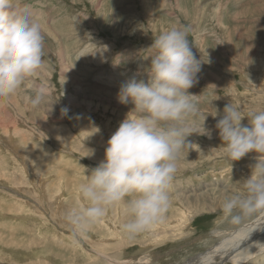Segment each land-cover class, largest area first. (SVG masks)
I'll return each mask as SVG.
<instances>
[{
	"label": "rangeland",
	"instance_id": "rangeland-1",
	"mask_svg": "<svg viewBox=\"0 0 264 264\" xmlns=\"http://www.w3.org/2000/svg\"><path fill=\"white\" fill-rule=\"evenodd\" d=\"M21 3L42 26L43 68L0 97V264H111L110 256L130 264H183L262 212L237 224L223 215L225 197L244 191L258 154L227 159L215 125L228 103L243 114L264 109V0ZM178 25L190 28L200 61L198 82L188 91L201 115L188 123L211 138L191 134V148L177 162L163 220L176 226L129 236L119 228L130 219L119 202L87 234L73 236L64 214L84 207L78 186L134 108L119 102L120 86L147 83L153 39ZM34 86L47 92L37 108L29 103ZM241 123L247 126V117ZM241 264H264V255Z\"/></svg>",
	"mask_w": 264,
	"mask_h": 264
},
{
	"label": "clouds",
	"instance_id": "clouds-1",
	"mask_svg": "<svg viewBox=\"0 0 264 264\" xmlns=\"http://www.w3.org/2000/svg\"><path fill=\"white\" fill-rule=\"evenodd\" d=\"M42 31L31 8L21 0H0V97L16 93L43 68ZM189 34L188 26L178 25L157 35L151 45L155 51L147 83L133 79L120 86L119 102H131L130 112L135 115L129 112L120 122L107 141L104 159L78 186L86 203L64 214L73 236L87 234L119 202L125 203L130 217L122 225L129 236L150 231L165 219L177 162L192 145L187 137L198 133L211 138L209 132L200 133L188 123L190 117L201 115L196 96L188 91L198 82L200 71ZM46 96L43 86H34L30 106H41ZM61 111L67 114L66 108ZM245 117L247 126L241 123ZM215 127L230 161L250 152L258 154L251 175L244 180V191L227 195L221 205L225 218L237 224L242 217L264 211V109L243 114L238 105L228 103Z\"/></svg>",
	"mask_w": 264,
	"mask_h": 264
},
{
	"label": "bare ground",
	"instance_id": "bare-ground-1",
	"mask_svg": "<svg viewBox=\"0 0 264 264\" xmlns=\"http://www.w3.org/2000/svg\"><path fill=\"white\" fill-rule=\"evenodd\" d=\"M174 222L175 221H173V223ZM166 223L167 222L163 221L162 223L154 226L152 230L146 231V233L151 236V232L155 231L157 226H161L162 228H165V226H169L171 228L176 226L170 225L171 222ZM117 225L119 224L117 223ZM121 227L122 224L120 222L119 228L121 229ZM122 233L124 234L123 231ZM117 246L121 247L123 244L115 245L113 248H116ZM262 255H264V211H262L251 222L245 223L241 227L235 229L230 236L208 249L207 252L198 254L183 264H211V262H215L214 264H241L249 261L251 262L252 258ZM108 260L111 264L131 263V260L129 259L115 261L111 256Z\"/></svg>",
	"mask_w": 264,
	"mask_h": 264
}]
</instances>
